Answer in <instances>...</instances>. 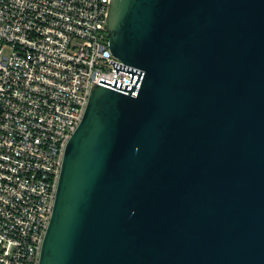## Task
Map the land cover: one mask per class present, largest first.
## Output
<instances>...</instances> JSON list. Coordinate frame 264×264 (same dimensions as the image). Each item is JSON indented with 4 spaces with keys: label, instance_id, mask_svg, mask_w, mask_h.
<instances>
[{
    "label": "water",
    "instance_id": "1",
    "mask_svg": "<svg viewBox=\"0 0 264 264\" xmlns=\"http://www.w3.org/2000/svg\"><path fill=\"white\" fill-rule=\"evenodd\" d=\"M130 87L94 85L39 264H264V0H112Z\"/></svg>",
    "mask_w": 264,
    "mask_h": 264
},
{
    "label": "built area",
    "instance_id": "2",
    "mask_svg": "<svg viewBox=\"0 0 264 264\" xmlns=\"http://www.w3.org/2000/svg\"><path fill=\"white\" fill-rule=\"evenodd\" d=\"M111 1L0 0V264H39L93 86L132 85L110 50Z\"/></svg>",
    "mask_w": 264,
    "mask_h": 264
},
{
    "label": "rangeland",
    "instance_id": "3",
    "mask_svg": "<svg viewBox=\"0 0 264 264\" xmlns=\"http://www.w3.org/2000/svg\"><path fill=\"white\" fill-rule=\"evenodd\" d=\"M7 53H9V50H8V49H6V54H7Z\"/></svg>",
    "mask_w": 264,
    "mask_h": 264
}]
</instances>
